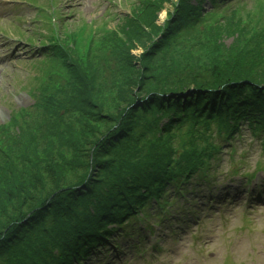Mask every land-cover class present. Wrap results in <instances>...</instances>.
<instances>
[{
    "label": "rangeland",
    "instance_id": "1",
    "mask_svg": "<svg viewBox=\"0 0 264 264\" xmlns=\"http://www.w3.org/2000/svg\"><path fill=\"white\" fill-rule=\"evenodd\" d=\"M185 1L195 7L200 0H0V128L10 121L17 127L26 122L39 127L45 117H57L60 124L54 132L71 127L64 135L70 143L66 158L74 157L80 166L90 146L142 95L144 82L136 89L142 79L138 64L154 49H160L154 63L160 80L168 76L169 84L189 87L216 76L208 68L206 51L214 37L221 54L232 50L242 57L240 49L257 42L264 60V0H230L217 9L203 5L196 14L199 23H190L175 33L169 46L160 48L156 42ZM194 37L199 39L196 45ZM255 56L247 55L248 63ZM30 131L37 135L34 128ZM173 131L168 142L173 159L197 147L200 136L209 138L212 146L217 137L215 124L201 122ZM219 152L204 171L212 174L217 189L196 186L192 195L183 191L175 199V189L165 188L159 205L149 201L142 210L146 219L138 215L152 230L144 254H133L129 241L119 239L118 251L110 245L113 251L104 264H264V136L243 128L232 145ZM67 172L80 173L76 166L63 176ZM32 197L31 203L39 195ZM25 203L22 212L30 206ZM33 232L28 230L23 239L31 241Z\"/></svg>",
    "mask_w": 264,
    "mask_h": 264
},
{
    "label": "trees",
    "instance_id": "2",
    "mask_svg": "<svg viewBox=\"0 0 264 264\" xmlns=\"http://www.w3.org/2000/svg\"><path fill=\"white\" fill-rule=\"evenodd\" d=\"M207 1L212 8L222 3ZM202 3L196 1L192 7L187 1L180 2L156 44L167 47L175 33L199 23L196 14ZM215 39L206 44V51L210 54L208 68L216 76L196 80L191 87L182 82L169 84L168 76L160 80L162 74L154 67L160 49L141 60L138 75L143 80L136 82V89L144 82L142 95L90 146L85 164L77 166L73 156L66 158L70 143L64 135H69L71 127L54 132L60 124L57 117H45L39 127L28 122L17 127L10 121L0 128V264L79 262L104 245L114 232L109 226L121 227L149 201L159 205L165 188L177 190L193 181L219 152L216 139L230 140L241 123L252 132H264V67L260 66L264 60L258 43L242 47V57L232 50L221 54ZM198 41L193 38L194 45ZM253 54L255 58L248 63L247 55ZM199 122L216 125L214 146L202 135L201 150L193 147L173 159L175 154L168 145L174 138L172 131ZM27 135L28 141H23ZM50 135L57 137L48 138ZM39 139L42 144L37 143ZM141 142L146 146H140ZM73 166L80 173L63 176ZM46 191L50 192L43 198ZM34 194L39 198L31 203ZM26 201L30 206L22 212ZM28 230L34 231L29 242L23 239Z\"/></svg>",
    "mask_w": 264,
    "mask_h": 264
}]
</instances>
